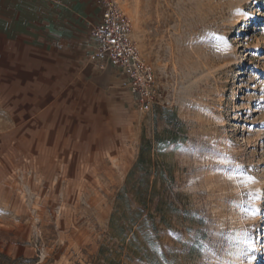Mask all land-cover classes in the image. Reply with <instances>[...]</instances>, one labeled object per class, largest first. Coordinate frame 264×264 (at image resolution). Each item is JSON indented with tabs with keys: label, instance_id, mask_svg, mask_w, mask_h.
I'll return each instance as SVG.
<instances>
[{
	"label": "rangeland",
	"instance_id": "1",
	"mask_svg": "<svg viewBox=\"0 0 264 264\" xmlns=\"http://www.w3.org/2000/svg\"><path fill=\"white\" fill-rule=\"evenodd\" d=\"M82 1L0 0V27L87 44L98 21ZM117 1L154 74L133 93L132 141L115 164L5 182V263L264 264V0Z\"/></svg>",
	"mask_w": 264,
	"mask_h": 264
},
{
	"label": "crops",
	"instance_id": "2",
	"mask_svg": "<svg viewBox=\"0 0 264 264\" xmlns=\"http://www.w3.org/2000/svg\"><path fill=\"white\" fill-rule=\"evenodd\" d=\"M90 3L85 10L99 22L97 0ZM69 37L51 26L0 27V190L50 179L53 166L115 164L132 141L126 76L101 71L90 43Z\"/></svg>",
	"mask_w": 264,
	"mask_h": 264
},
{
	"label": "built area",
	"instance_id": "3",
	"mask_svg": "<svg viewBox=\"0 0 264 264\" xmlns=\"http://www.w3.org/2000/svg\"><path fill=\"white\" fill-rule=\"evenodd\" d=\"M100 20L88 34L91 58L101 71L120 70L130 89L144 98L154 81L151 66L142 57L131 22L117 0H97Z\"/></svg>",
	"mask_w": 264,
	"mask_h": 264
},
{
	"label": "trees",
	"instance_id": "4",
	"mask_svg": "<svg viewBox=\"0 0 264 264\" xmlns=\"http://www.w3.org/2000/svg\"><path fill=\"white\" fill-rule=\"evenodd\" d=\"M145 153H146V149H145V146L142 148V153H141V157H140V161L136 167V171L137 170H141L145 167L146 165V161H145ZM135 172V171H134ZM132 173L131 177H133V175L135 173ZM137 186H132L130 188L131 191H135L134 193L136 194L138 200H139V203L140 204H144L146 201H147V198H148V192L147 190L144 188V187H140V188H136ZM125 194L126 193H131V192H124ZM122 199L126 200L127 199V196L124 195L122 197ZM138 212H141L140 210H137L136 212L132 213V216H133V223H135L136 225H139L141 222L139 221V213ZM11 261L10 258H8L7 256L3 255V254H0V264H6L5 262H9Z\"/></svg>",
	"mask_w": 264,
	"mask_h": 264
},
{
	"label": "snow or ice",
	"instance_id": "5",
	"mask_svg": "<svg viewBox=\"0 0 264 264\" xmlns=\"http://www.w3.org/2000/svg\"><path fill=\"white\" fill-rule=\"evenodd\" d=\"M251 181V178H248V180L247 181H244V182H250Z\"/></svg>",
	"mask_w": 264,
	"mask_h": 264
},
{
	"label": "bare ground",
	"instance_id": "6",
	"mask_svg": "<svg viewBox=\"0 0 264 264\" xmlns=\"http://www.w3.org/2000/svg\"><path fill=\"white\" fill-rule=\"evenodd\" d=\"M124 7H125V5H124ZM125 10H127V12H129V10H128V8L127 7H125ZM240 23V22H239Z\"/></svg>",
	"mask_w": 264,
	"mask_h": 264
}]
</instances>
